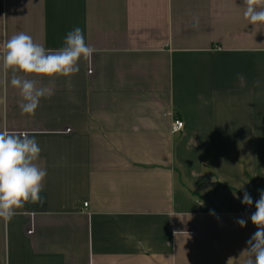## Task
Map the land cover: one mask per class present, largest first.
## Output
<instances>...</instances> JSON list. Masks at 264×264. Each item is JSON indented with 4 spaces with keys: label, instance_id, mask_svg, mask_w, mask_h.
<instances>
[{
    "label": "crops",
    "instance_id": "obj_1",
    "mask_svg": "<svg viewBox=\"0 0 264 264\" xmlns=\"http://www.w3.org/2000/svg\"><path fill=\"white\" fill-rule=\"evenodd\" d=\"M245 8L0 0V53L20 32L60 49L76 27L95 49L70 78L25 77L52 90L34 116L0 57V131L34 136L47 170L42 202L0 218V264H246L264 190V24Z\"/></svg>",
    "mask_w": 264,
    "mask_h": 264
},
{
    "label": "clouds",
    "instance_id": "obj_2",
    "mask_svg": "<svg viewBox=\"0 0 264 264\" xmlns=\"http://www.w3.org/2000/svg\"><path fill=\"white\" fill-rule=\"evenodd\" d=\"M243 2L246 5L244 19L253 26L264 24V0ZM94 52L95 49L86 44L79 27L67 33L64 46L57 50L47 49L24 32L8 39L0 53L2 70L6 84L9 71L12 73L10 85L19 90L24 101L20 105L21 113L34 116L41 98L52 95L49 87H37L35 80L25 77L70 78L80 71L79 61L90 60ZM40 153L41 148L34 136L23 132L15 134L7 130L0 131V218L6 222L26 203L42 202L41 192L47 170L35 163ZM241 202L248 206L253 204L248 192H244ZM210 214L215 215L214 212ZM250 219L257 231L247 241L248 246L243 251L248 256L246 264H264V190L260 191V198L255 202V211ZM246 223L242 218L238 220L242 228Z\"/></svg>",
    "mask_w": 264,
    "mask_h": 264
},
{
    "label": "built area",
    "instance_id": "obj_3",
    "mask_svg": "<svg viewBox=\"0 0 264 264\" xmlns=\"http://www.w3.org/2000/svg\"><path fill=\"white\" fill-rule=\"evenodd\" d=\"M91 71H89L90 73ZM184 128V123L183 121L177 119V118H173V122H172V125H171V132L174 134V133H178L180 132L181 130H183ZM86 206V205H85ZM247 209L249 210L250 207L247 206Z\"/></svg>",
    "mask_w": 264,
    "mask_h": 264
}]
</instances>
